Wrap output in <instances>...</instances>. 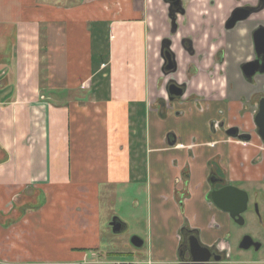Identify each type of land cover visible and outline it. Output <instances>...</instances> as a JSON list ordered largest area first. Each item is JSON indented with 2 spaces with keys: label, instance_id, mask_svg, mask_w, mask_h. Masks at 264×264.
<instances>
[{
  "label": "crops",
  "instance_id": "obj_1",
  "mask_svg": "<svg viewBox=\"0 0 264 264\" xmlns=\"http://www.w3.org/2000/svg\"><path fill=\"white\" fill-rule=\"evenodd\" d=\"M256 3L180 0L172 22L166 0H0V264H178L185 226L230 255L219 264H264L232 261L235 225L206 200L214 175L264 186V8L226 26ZM165 40L187 87L169 103ZM124 203L143 219L132 224L143 245L103 252L101 209L120 233L110 206Z\"/></svg>",
  "mask_w": 264,
  "mask_h": 264
},
{
  "label": "flooded vegetation",
  "instance_id": "obj_2",
  "mask_svg": "<svg viewBox=\"0 0 264 264\" xmlns=\"http://www.w3.org/2000/svg\"><path fill=\"white\" fill-rule=\"evenodd\" d=\"M264 8V4H263V1L262 0H257V3L255 6H246L243 10H239V11H236L235 13H233V15L231 16V18L227 21V28L228 29H231V28H234V26L241 22V21H244L248 18V16L251 14V13H257V12H260L262 9ZM178 11V14L182 13V9H177ZM248 13L247 17L243 18L242 20H239L237 21L233 26L232 25V19L234 18V16H241L242 14H246ZM175 27H173V30H174ZM167 40H165L163 42V53L165 52V50H169V47L171 46V43L170 45L167 47ZM167 47V48H166ZM182 47L184 48V50L188 53V55H193V50H192V47H191V43L189 40L185 39L182 41ZM169 53L171 55V59L175 62V64L173 63V65H169V68H167L168 64L170 63H167L165 60H164V63H163V68H164V73L166 75H171V77L168 79V81L166 82V86H165V89L167 91H171V90H174V88L172 87V85H177L178 88H180L183 92V94L186 92V84H183V83H177L174 79H173V74L176 72V68H177V65H176V57L175 55L169 50ZM259 57V58H257ZM164 58V57H163ZM257 59L261 60V59H264L263 58V53L260 51L257 50V56H256ZM255 58V59H256ZM255 66V65H254ZM167 68V69H166ZM174 99V98H173ZM173 101L172 99H167V103ZM232 129H235L236 130V133L235 135L237 134L238 135V128H232ZM229 131V130H228ZM227 131V132H228ZM235 140H237V143L241 144V145H246L247 142H245V140L243 138H237V137H233ZM210 180V183L212 184L211 185V189L209 190V193L207 194L206 196V200L208 202V204H213L212 201H211V192L213 191H218L224 187H227V186H230V187H233L235 188L236 190L240 191L241 193L245 194L246 195V202L243 206V211L239 214V216H236L235 218H231L230 217V214H228L231 222L235 225V226H243L245 221L247 220L248 218V215L249 214H252L253 212L257 213V205L254 201H251V198L249 196V189H240L238 187H236L235 185L233 184H227L225 182V180L223 178H221L220 176L218 175H214V176H211V178H209ZM238 195H241L242 194H235L233 196L234 199L238 198L239 196ZM245 198V196H243ZM189 199V196L187 195V193L185 195H179V198L177 199V205L181 208H183L185 206V202ZM233 210L234 211H237L238 208L237 207H233ZM238 222H242V224H238ZM179 238H180V245L178 247V250H177V257L180 259L179 263H189V248H190V241L191 240H197L198 243L208 249L209 251V261L207 263H204V264H219V262H221V260L223 258H229L230 259V255H228L226 253V251L224 250H221L219 248V245L218 243H215V244H212L211 246H207V245H203L201 244L200 242V237H199V231L196 230V229H192L191 227L189 226H185L183 227L181 230H180V233L178 234ZM244 237H249V236H243L241 237L239 240H238V247L239 248V244L240 242L242 241V239ZM230 239L231 237L228 239V242H229V245H230ZM252 239V238H251ZM252 241L254 242V240L252 239ZM255 243V242H254ZM249 249H253L252 247L249 248ZM248 249V250H249ZM248 250H244V251H248ZM241 251V250H240Z\"/></svg>",
  "mask_w": 264,
  "mask_h": 264
},
{
  "label": "water",
  "instance_id": "obj_3",
  "mask_svg": "<svg viewBox=\"0 0 264 264\" xmlns=\"http://www.w3.org/2000/svg\"><path fill=\"white\" fill-rule=\"evenodd\" d=\"M170 3V17L172 22L175 21L176 15L178 14V10L180 9V0H166ZM263 4H264V0ZM248 13L242 14L241 16H234L232 19V25L233 26L237 21L242 20L243 18L247 17ZM173 27L175 25L173 24ZM257 50L263 53V58H264V33L259 35L257 37ZM164 45V44H163ZM169 46V42H167V47ZM166 47V48H167ZM164 49V48H163ZM162 56L164 57L163 59L167 62L170 63L168 64L167 68H169V65L175 64V62L171 59V55L169 53V50H165V52H162ZM256 64V63H254ZM262 68L259 71L260 74L264 73V59L262 61ZM166 68V69H167ZM247 73L249 76H253L254 74L257 73V69L254 67V65H249L247 68ZM174 90L167 91L168 97L173 100V98H179L183 95V92L180 88L177 87V85H172ZM255 125L257 127V133L258 136L261 138V140L264 142V99L260 100L258 104V112L255 115L254 119ZM236 130L231 129L227 132L228 135L232 137H237V138H243L242 135L237 136L235 135ZM235 194H242L238 195L239 197L234 199L233 196ZM211 201L212 203L221 211L230 214L231 218H235L236 216H239V214L243 211V206L246 202V195L241 193L240 191L236 190L233 187L227 186L224 187L218 191H213L211 192ZM245 196V198L243 197ZM233 207H237L238 210L234 211ZM238 224H242V222H238ZM110 227L112 229L113 233H118L121 230V225L116 222V220L113 219V221L110 224ZM130 244L139 249L142 247L143 242L136 236L132 237L130 239ZM253 248L255 251L258 249L259 244L254 243L250 237H244L242 241L239 244V249L241 250H248L249 248ZM189 263L188 264H204L209 261V251L208 249L202 247L197 240H191L190 241V248H189ZM180 264H185V263H180ZM187 264V263H186Z\"/></svg>",
  "mask_w": 264,
  "mask_h": 264
},
{
  "label": "rangeland",
  "instance_id": "obj_4",
  "mask_svg": "<svg viewBox=\"0 0 264 264\" xmlns=\"http://www.w3.org/2000/svg\"><path fill=\"white\" fill-rule=\"evenodd\" d=\"M242 146H245V144ZM250 186L252 189L249 190L248 194L251 198V201H254L257 205V213L253 212L252 214H249L243 226H233L232 234L234 242L231 246L232 261L235 260L236 256L242 257L241 254H250L255 256V259H257V254H259V256L262 257V260H264V186H260L259 188H256L253 185ZM245 188L246 187L243 186L244 190H246ZM111 207H115V214L122 221L124 220V222L128 224V227L126 230L118 234L112 233L111 228L108 227L107 224L111 222L114 216L108 222L109 219L107 217V211L109 210V207L103 206L100 212V224H97L96 227V229H98V238L101 240L102 244L101 250L105 252L110 247L116 249V251H136L130 244V239L136 236L133 234L132 224H135V222L138 221V227L142 229V217L138 216L136 219V217L132 215V210L129 208V203H124L123 206L120 207L117 205L110 206V208ZM243 236H249L254 240L255 243L260 244L259 251L255 253L252 250H238V240Z\"/></svg>",
  "mask_w": 264,
  "mask_h": 264
},
{
  "label": "built area",
  "instance_id": "obj_5",
  "mask_svg": "<svg viewBox=\"0 0 264 264\" xmlns=\"http://www.w3.org/2000/svg\"><path fill=\"white\" fill-rule=\"evenodd\" d=\"M115 264H139V263L136 261H119Z\"/></svg>",
  "mask_w": 264,
  "mask_h": 264
}]
</instances>
